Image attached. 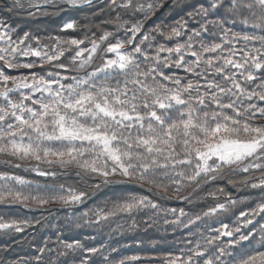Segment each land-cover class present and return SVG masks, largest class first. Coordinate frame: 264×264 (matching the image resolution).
Returning a JSON list of instances; mask_svg holds the SVG:
<instances>
[{"label": "snow or ice", "instance_id": "6c2138e0", "mask_svg": "<svg viewBox=\"0 0 264 264\" xmlns=\"http://www.w3.org/2000/svg\"><path fill=\"white\" fill-rule=\"evenodd\" d=\"M0 166L9 264H264V0H0Z\"/></svg>", "mask_w": 264, "mask_h": 264}, {"label": "trees", "instance_id": "16d2710c", "mask_svg": "<svg viewBox=\"0 0 264 264\" xmlns=\"http://www.w3.org/2000/svg\"><path fill=\"white\" fill-rule=\"evenodd\" d=\"M168 2L169 3H171L172 2V0H168ZM98 14V16H97V19H95V21L92 23V27H93V29L95 30V31H97V33H98V35H99V33H100V29H99V25H100V23H101V21L102 20H105L107 17L106 16H104V15H100L99 13H97ZM169 15V13H168V10L166 9L165 10V13H164V15H162L161 17H160V20H166L167 22H169V23H171V22H173V20H167V16ZM179 17H175L174 19H178ZM160 20H158L159 22H160ZM59 23L61 24L62 23V20H60L59 21ZM82 27H83V25H81ZM109 30V29H108ZM70 33H71V31H69ZM105 47H106V45H105ZM222 184H227V181H222V182H220L219 184H218V186L220 187ZM187 191H190V189H185V192H187ZM230 191L232 192V194L233 195H235V194H237V189L236 188H231L230 189ZM244 191H247V190H244ZM174 198H172L169 202H167L166 204H165V206L166 207H178V205H176V204H172V200H173ZM248 202V200L247 199H243V200H241V205H239L240 207H242L243 206V204H246ZM50 207H53V208H58V207H60V205H58V204H53V205H50ZM25 211H27V210H25ZM35 215L37 216V218H39V216H40V213L39 212H36L35 213ZM62 216H63V213L60 215V217H58L57 219H52L51 220V224L49 225V224H44L43 226H37L36 227V230H42V229H49V228H51V227H54L55 225H56V223L58 222V221H61L62 220ZM30 229V228H29ZM30 232V231H29ZM31 233V232H30ZM40 233V232H39ZM39 233L38 234H36V236H34V237H32V242L30 243V245H33V243H34V241H36L37 239H40L39 238ZM128 235L130 236V235H132V233H128ZM127 240V238H125L123 241H126ZM31 248V247H30Z\"/></svg>", "mask_w": 264, "mask_h": 264}]
</instances>
